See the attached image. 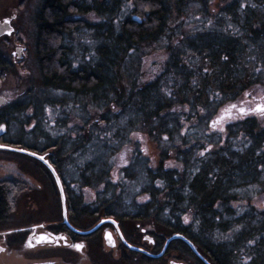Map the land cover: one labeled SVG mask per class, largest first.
<instances>
[{
    "label": "trees",
    "instance_id": "1",
    "mask_svg": "<svg viewBox=\"0 0 264 264\" xmlns=\"http://www.w3.org/2000/svg\"><path fill=\"white\" fill-rule=\"evenodd\" d=\"M196 4L202 15L213 17L209 0H44L38 15L39 66L50 89L94 103L90 107L96 112L86 105L81 110L88 127L74 130L70 142L71 153L91 157L87 179L107 176L115 148L117 157L134 135L145 134L161 149L162 160L147 172L145 160L135 157L133 168L140 179L148 176L155 200L164 207L155 210L158 217L167 213L179 228L190 216L185 234L203 249L237 228L235 245L216 243L217 264H244L245 255L249 264H264V212L249 207L234 216L232 204L238 189L264 187V127L243 119L241 111L245 92L262 84L260 1L243 12L235 2L226 8L239 27L232 32L188 31L196 21L184 16ZM89 13L107 21L94 27L96 46H84L88 51L78 60L67 41L90 30L75 19ZM224 16L218 13V21ZM153 46L163 49V57L153 77L142 80L141 68L152 53L143 48ZM6 115L0 114V123H9ZM206 121L212 128L226 122L213 142L198 130ZM196 135L202 141L187 144ZM160 193L166 201L158 199ZM238 248L246 249L238 253Z\"/></svg>",
    "mask_w": 264,
    "mask_h": 264
},
{
    "label": "flooded vegetation",
    "instance_id": "2",
    "mask_svg": "<svg viewBox=\"0 0 264 264\" xmlns=\"http://www.w3.org/2000/svg\"><path fill=\"white\" fill-rule=\"evenodd\" d=\"M26 1L0 0L2 65L8 63L5 57L11 51L9 38ZM248 1L251 0H209V4L213 16L219 13L229 17L227 7L235 2L243 12ZM257 1H260L257 13L261 15L257 30L263 35L264 0ZM5 20L9 21L7 25ZM9 30L11 33L7 34ZM21 49L19 45L15 46L13 57L21 54ZM260 59L262 84L245 92L248 100L244 102L242 113L243 119L252 118L264 127V113L258 110L264 106L263 52ZM1 100L0 113H7L9 123H0V145L27 149L43 156L57 173L61 187L42 161L0 149V264H217L216 242L211 243L209 249H203L185 234L188 225L185 218L178 228L173 226L174 218H167V213L164 218L158 217L155 210L164 207L155 200L147 175L144 180L137 176L138 173L130 177L136 170L123 171V177L119 176V170L117 175L116 148L108 175L87 179L90 176L89 157L86 153H71L73 126L67 113L58 111L59 119H54L51 124L52 132L58 134L38 137L37 114L27 115L29 126L21 122L17 129H12L11 123L19 121L17 116L14 117V110L18 111V116L23 114V99L13 101L0 95ZM88 125L86 120L80 127L87 128ZM26 132L31 137L26 138ZM83 133L86 131L82 130L80 134ZM144 154L145 149H141L131 158H142ZM9 156L15 162H11ZM7 163L15 165L11 175L4 174L3 167ZM145 166L149 168L147 172L152 171L150 164L145 162ZM130 182L138 185L136 195L131 197L127 195L130 191L125 185ZM166 196L160 193L158 199L166 201ZM259 209L264 212V207ZM177 235L189 240L196 252L185 240L176 238ZM74 245L83 247L77 250ZM224 264L228 262L225 260Z\"/></svg>",
    "mask_w": 264,
    "mask_h": 264
},
{
    "label": "rangeland",
    "instance_id": "3",
    "mask_svg": "<svg viewBox=\"0 0 264 264\" xmlns=\"http://www.w3.org/2000/svg\"><path fill=\"white\" fill-rule=\"evenodd\" d=\"M86 2H90V0H85ZM44 0H27L24 4L25 6L22 8V11L18 17L17 22L15 23V31L9 38V43L11 45V51H9V54H7L8 57H5V59H8V63L5 62L4 65L0 63V95L7 97L11 100H17V99H23L25 111L23 114L18 116V112L14 117L17 116V119H19L18 122H12V129H17L19 124L21 122L24 126H29V123L27 122V115H30L33 117L34 114H37V118L39 121V134L38 137L42 136H48L51 133L52 134H58L59 132H52L54 131L51 129V124L53 123L54 119H59V112L61 113H67L68 120L70 121V125L73 126L72 132L74 130L77 131L78 128H80V125L83 123L84 119H86L87 115L83 114V107L86 105L88 109L92 112H96L94 108H91L90 105H94V103H91V100L89 98L82 99L80 96H74V95H68L61 91L52 90L44 83L43 80V74L41 72V68L39 66L38 56H39V48L42 46L38 43L39 41V21H38V15L42 9V4ZM252 1H248V4L250 6V3ZM253 5V4H252ZM238 6V5H237ZM218 7V5H216ZM40 10V11H39ZM190 15H193L192 17L190 15H185L184 18L187 20L194 17V20L196 21L194 24H192V27L188 31H192L193 33L197 32H203V31H212V32H220V31H228L232 32L235 30H238V25L234 22L233 18L228 17L227 14L225 15L221 21H218L217 16H213L211 19L205 15H201V19L199 18V15L201 14V7L199 4H196L192 9L191 12H189ZM197 17V19H195ZM75 19L84 20L87 24L90 26V30H83L80 31L79 34L71 35L68 37L67 44L72 48L70 49V53L78 60L81 58L80 54L84 50V46H87V44H90V48H94L96 46V43L94 40H92L94 32L93 29L96 25L99 23H103V21H107L105 17H102L96 13H89L85 15H75ZM186 20V21H187ZM201 25V26H200ZM95 30V29H94ZM81 41H84L82 43ZM22 47L21 54H15L14 57L12 55V49L15 48V46ZM147 54L152 52L144 62V67L142 66V80H149L152 78L154 73L159 69V64L163 57V49L159 46L156 48L153 47H145L143 48ZM88 51V50H87ZM86 51V52H87ZM4 53V51H2ZM155 55V56H154ZM253 56L254 54L248 55ZM75 58V59H76ZM77 60V61H78ZM85 61V60H84ZM143 69V70H142ZM2 74V76H1ZM77 107V108H75ZM75 108V109H73ZM94 109V110H93ZM27 110V111H26ZM82 110V111H81ZM59 111V112H58ZM102 111V110H101ZM90 113V112H89ZM1 114V113H0ZM58 115V117L56 116ZM56 117V118H55ZM47 120V122H46ZM52 120V121H51ZM225 121H222L218 126L216 127H210L209 121H206L203 125H201L198 130L201 135L204 137L209 138V141L213 142L215 139L214 133L224 130L225 127ZM74 131V133L76 132ZM198 132V133H199ZM208 134L209 136H207ZM25 137H31L30 134L27 132L25 133ZM214 137L212 140L211 138ZM198 139V136H194L191 139L187 140V144H192V142H196ZM199 141H202L201 138L198 139ZM204 141L208 142V140ZM210 142V143H211ZM136 145V146H135ZM141 149H145V154L142 157L145 162L150 164L153 169H157L159 166L160 161L162 160V152L161 149L158 147V145L153 142L148 136L145 134H136L133 136V141L130 145H126V147L123 148L121 152L117 154L116 157V173L118 175V172L120 170V175L123 177L125 175V172L123 171H134V158H131L133 153H140ZM78 154V153H77ZM3 156V155H1ZM12 156H9V159H11V162H15ZM90 157V155H89ZM4 165V174L11 175L12 170L11 168L15 167V165L9 164ZM129 173V172H128ZM137 173L130 174L131 178L135 176ZM138 176V174H137ZM135 181V180H134ZM126 187L130 191L129 194H127L129 197L136 195V190L138 185L133 183H125ZM261 189V190H260ZM263 186L259 185H251L247 187H242L238 189L237 195L238 198L232 203L233 206L237 209V214L234 216H238V213H241L243 211H246V208L252 207V209L249 210H259V207H264V198H262L261 193H264ZM140 197H143L140 195ZM245 201H249L248 206L240 204ZM26 208V204H23ZM24 210V209H21ZM31 211V209L29 210ZM27 213V210L26 212ZM17 217V216H15ZM19 217L15 218L18 220ZM187 218V219H186ZM191 219L190 216L185 217V221L189 222ZM228 220V219H226ZM232 221V218H230ZM239 230V229H238ZM236 230H231L230 234L227 236L225 235H217V238L215 239L216 243H229L230 246L235 245V239L236 237ZM236 237V238H234ZM226 239V240H224ZM246 247V246H245ZM243 248H238V253H240V250ZM246 249V248H244ZM243 249V250H244ZM242 252V251H241ZM246 258L244 259V264H249L251 262V258L247 255H245ZM239 258V257H238ZM1 261V260H0ZM239 259L236 262H238Z\"/></svg>",
    "mask_w": 264,
    "mask_h": 264
},
{
    "label": "water",
    "instance_id": "4",
    "mask_svg": "<svg viewBox=\"0 0 264 264\" xmlns=\"http://www.w3.org/2000/svg\"><path fill=\"white\" fill-rule=\"evenodd\" d=\"M7 25V24H6ZM7 32V34H9V31H6ZM10 33H11V31H10ZM0 102H2V100L0 101ZM0 149H2V150H8V151H14V152H16V153H20V154H24V155H27V156H29V157H32V158H34V159H38V160H40V161H42L44 164H46L47 165V167L50 169V171L52 172V174L54 175V177L56 178V181H57V183H58V185L61 187V183H60V180H59V178H58V175H57V173L55 172V170L45 161V159H44V157L43 156H41V155H39V154H37V153H34V152H32V151H29V150H27V149H23V148H16V147H12V146H7V145H0ZM33 153H34V155H33ZM40 157H43V159H40ZM176 238L177 237H179V238H181V239H183V240H185L190 246H191V248L196 252V247L189 241V240H187L186 238H184V237H182V236H179V235H177V236H175Z\"/></svg>",
    "mask_w": 264,
    "mask_h": 264
},
{
    "label": "snow or ice",
    "instance_id": "5",
    "mask_svg": "<svg viewBox=\"0 0 264 264\" xmlns=\"http://www.w3.org/2000/svg\"><path fill=\"white\" fill-rule=\"evenodd\" d=\"M4 23L7 24V23H9V21H8V20H5ZM10 31H11V30H9V34H10ZM232 107H235V105H233ZM258 110H259L260 112L264 113V106H260V107L258 108ZM241 111H243V110H241ZM33 155H34V153H33ZM40 159H43V157H40ZM186 219H187V218H186ZM74 247H75L77 250H79V249L82 248L83 246H82V245H74Z\"/></svg>",
    "mask_w": 264,
    "mask_h": 264
}]
</instances>
